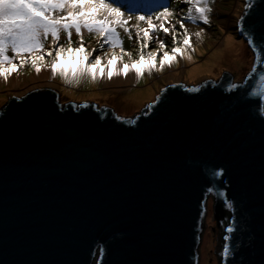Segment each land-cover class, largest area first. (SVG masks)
Segmentation results:
<instances>
[{
    "label": "water",
    "instance_id": "1",
    "mask_svg": "<svg viewBox=\"0 0 264 264\" xmlns=\"http://www.w3.org/2000/svg\"><path fill=\"white\" fill-rule=\"evenodd\" d=\"M249 2L243 83H174L131 118L51 87L9 98L0 264H198L210 196L232 214L222 264H264V0Z\"/></svg>",
    "mask_w": 264,
    "mask_h": 264
},
{
    "label": "snow or ice",
    "instance_id": "2",
    "mask_svg": "<svg viewBox=\"0 0 264 264\" xmlns=\"http://www.w3.org/2000/svg\"><path fill=\"white\" fill-rule=\"evenodd\" d=\"M253 2L250 0L249 8ZM127 3L128 0H0V80L8 82L25 65H30L37 75L48 68L53 79L59 76L70 86L79 85L84 79L97 82L103 79L111 81L121 76L127 78L130 73H134L137 79L143 78L145 73L151 76L153 72L159 73L165 67H171L177 57L185 56L186 50H195L192 47V34L184 20L193 24L197 21L209 24V14L213 12L210 5L214 0H186L191 5L187 16L175 20L170 3L165 4L162 11L139 16L121 10ZM132 20L136 23L132 24ZM177 24L182 32L177 31ZM85 31L90 36L100 38L99 49L88 50ZM121 31L139 45L138 58L134 59L132 52L125 50ZM160 33L164 37L171 36V53L164 50L168 45ZM62 34L63 44L60 43ZM74 34L77 37L75 41ZM178 35L183 36L182 42L178 41ZM201 35V32L194 33L197 39ZM49 37L52 43L46 47ZM180 43L183 48L179 46ZM150 44L154 47L145 52ZM10 52L12 55H9ZM159 52H162V56L157 66ZM93 53L99 54L93 56ZM260 54L264 56V49ZM45 56L51 58L50 64L43 63ZM125 56L128 62L124 61ZM104 59L106 63H102ZM118 62L120 67H117ZM221 174L213 173V176ZM206 191L223 196L215 185ZM228 207H232L231 202ZM226 231L232 233L234 228L228 227ZM231 254L225 245L221 255L226 260Z\"/></svg>",
    "mask_w": 264,
    "mask_h": 264
},
{
    "label": "rangeland",
    "instance_id": "3",
    "mask_svg": "<svg viewBox=\"0 0 264 264\" xmlns=\"http://www.w3.org/2000/svg\"><path fill=\"white\" fill-rule=\"evenodd\" d=\"M168 3L172 5L171 10L175 13L174 20L186 17L188 9L191 7L186 3V0H128L126 6L121 10L137 16L151 15L153 11H162L163 6ZM210 6L213 7V12L209 14V24L205 25L202 21L193 24L191 21L184 20L185 26L192 34V47L195 50H186L185 56L177 57V61L171 67H165L159 73L153 72L151 76L145 73L141 79H137L136 75L132 73L131 80L127 82L128 84L121 85L120 89L115 88V85L119 84L106 79L97 82L84 79L79 85L70 86L59 76L53 79L55 86L50 87L59 91L63 104L96 103L101 107L112 108L122 117L131 118L141 113L149 104L156 102L162 90L170 86L171 83L196 87L206 81H219L225 73L232 74L237 84L243 83L255 63V54L247 42L239 36L237 28L247 7V0H214ZM230 18H233L234 21V25L231 27L228 26ZM131 23L135 24L136 21L132 20ZM176 28L178 32L183 31L179 28V24L176 25ZM196 32L202 33L199 39L194 36ZM121 35L124 39L125 50L131 51L134 59L138 58L139 45L135 40H129L122 31ZM160 35L168 45L164 50L171 53L173 46L171 36L164 37L163 33ZM84 37L89 51L100 48V38L90 36L86 31ZM76 39L74 34L73 40ZM177 39L182 42L183 36L178 35ZM51 43L52 40L49 37L46 47L51 46ZM60 43H64L63 34ZM179 46L183 48L182 43ZM105 47L108 46L105 45ZM153 47L154 45L150 44L149 49H146L145 52ZM116 51L118 52L119 49ZM97 54L99 53H93V56ZM9 55L12 53L10 52ZM161 56L162 52H159L157 66H159ZM188 56H191V59H188ZM50 60L51 58L45 56L43 63L50 64ZM124 61L128 62L127 56L124 57ZM102 63H106V59ZM42 71L50 72L48 68L42 69ZM42 71L37 75L30 65H25L18 74H13L8 82L0 80V110L6 105L9 98H21L34 90L47 87L33 88L30 85L34 78L42 74ZM17 86L18 88H16ZM214 205L215 198L210 196L202 228L198 264H222L223 261L221 253L229 235L226 229L231 225L232 214L227 213L226 217L221 219L216 216Z\"/></svg>",
    "mask_w": 264,
    "mask_h": 264
},
{
    "label": "bare ground",
    "instance_id": "4",
    "mask_svg": "<svg viewBox=\"0 0 264 264\" xmlns=\"http://www.w3.org/2000/svg\"><path fill=\"white\" fill-rule=\"evenodd\" d=\"M233 18H230L228 20V26H233L234 23H233ZM121 65L118 63L117 67H120ZM107 71V70H106ZM131 77H132V73H130L128 75L127 78L121 76V77H114L112 79V81L115 82V84H119V85H115V88L116 89H120V86L121 85H125V84H128L127 82H129L131 80ZM33 88H37V87H44V86H47V87H50V86H55V81L53 80V78L51 77V74L50 72L49 73H46V72H43L42 71V74L37 77V78H34L32 80V83L30 84ZM29 86V87H31ZM18 88V86L16 87ZM30 89V88H29ZM29 91V90H28Z\"/></svg>",
    "mask_w": 264,
    "mask_h": 264
},
{
    "label": "trees",
    "instance_id": "5",
    "mask_svg": "<svg viewBox=\"0 0 264 264\" xmlns=\"http://www.w3.org/2000/svg\"><path fill=\"white\" fill-rule=\"evenodd\" d=\"M129 1H133V0H129ZM226 213L225 214H222V213H218L217 214V217H219V218H221V219H223V218H225L226 217Z\"/></svg>",
    "mask_w": 264,
    "mask_h": 264
},
{
    "label": "flooded vegetation",
    "instance_id": "6",
    "mask_svg": "<svg viewBox=\"0 0 264 264\" xmlns=\"http://www.w3.org/2000/svg\"><path fill=\"white\" fill-rule=\"evenodd\" d=\"M171 84H174V83H171Z\"/></svg>",
    "mask_w": 264,
    "mask_h": 264
}]
</instances>
